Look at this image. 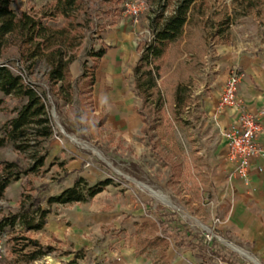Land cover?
<instances>
[{
  "label": "rangeland",
  "instance_id": "obj_1",
  "mask_svg": "<svg viewBox=\"0 0 264 264\" xmlns=\"http://www.w3.org/2000/svg\"><path fill=\"white\" fill-rule=\"evenodd\" d=\"M49 1L11 0L9 5L15 12L36 11L39 15L38 11ZM80 1V8L89 13V21L82 25L83 36L69 64L70 75L73 81L77 78L80 61L91 46H105L94 69L91 89L94 112L103 108V122L88 129L85 138L79 132H66L58 121L43 77L46 65L39 59L27 77L44 93L52 133L36 147L44 154L42 165L5 186L0 197V216L15 211L27 194L43 198L57 193L70 185L77 174L89 182L105 178L110 181L84 201L47 203L42 199L41 207L48 209L45 223L40 229L25 234L52 249L30 261L16 260L15 254L10 252V235L17 229L5 227L0 232V264L114 263L120 248L130 244L134 247L133 222L152 217L144 212L143 201L172 211L176 224L200 231L207 227L216 234L203 239L217 248L219 255L206 256L203 260L191 250L170 242L168 246L174 250V258L177 255L183 258L179 264H264L263 253L252 251L249 240L227 229L228 225L221 219L224 206L216 202L210 184L215 168L225 162L222 132L227 124L223 119L225 108L216 110L213 97L220 90L227 68L222 73L216 66V58L221 55L216 48L222 41L229 40L231 45L246 48L252 46V40L253 44L259 38L264 40V1L256 0L248 7L245 0H203L202 13L194 15L182 38L170 44L162 59L156 79L163 95L159 112L142 106L131 74V67L149 35L148 17L153 3L146 0ZM170 2L166 8H171L173 0ZM132 4L137 7L136 13L129 10ZM242 9L245 13H240ZM226 15L230 18L228 28L222 35L212 34L219 26V19ZM78 19L83 20L82 14ZM45 21L58 26L64 18L56 15ZM259 47L263 50L264 44ZM5 54L10 58L15 56V46L8 47ZM109 56L117 60L109 64ZM87 60L89 63L91 59ZM176 86L181 96L177 100L174 98ZM111 90L119 93L120 100L123 97L122 100L137 105L149 122L146 133L117 124V115L111 110L116 104L110 103L106 95ZM72 96V103L76 104V92ZM17 107L13 96L0 92V134L2 124L15 114ZM59 108L67 109V105ZM30 152L16 148L7 139L0 145V161L15 160L26 167L31 161ZM151 255L146 257L151 260Z\"/></svg>",
  "mask_w": 264,
  "mask_h": 264
},
{
  "label": "trees",
  "instance_id": "obj_2",
  "mask_svg": "<svg viewBox=\"0 0 264 264\" xmlns=\"http://www.w3.org/2000/svg\"><path fill=\"white\" fill-rule=\"evenodd\" d=\"M10 1L0 0V92L13 96L18 107L15 114L2 124L0 145L7 139L11 140L16 148L31 151V161L26 167L20 166L15 160L0 161V197L9 182L42 165L44 154L39 153L36 147L41 139L52 133V120L44 93L38 90L35 82L26 79L34 71L39 59L46 65L43 77L58 114V121L66 132H79L85 138L88 129L98 127L103 122L102 110L98 113L93 111L91 89L94 69L105 51V46H91L86 51L90 62L88 63L86 57L80 61V73L74 81L70 75L69 64L75 58L76 46L83 36L82 25L89 21L87 10L80 8L81 1L51 0L38 11L39 15L36 11L15 12L9 5ZM146 1L153 3L150 8L152 14L148 17L150 36L132 65L131 74L133 87L141 97L142 106L159 112L163 106V95L156 79L162 59L170 44L182 38L194 15L202 13L203 0H173L171 8H166L171 0ZM255 2L256 0H245L248 7ZM258 10L256 8V13L259 14ZM240 13L245 12L242 9ZM79 14L83 16L82 21L78 19ZM56 15L64 18L61 25L55 26L45 21L46 18ZM229 22L228 15L220 18L219 26L212 34L222 35ZM10 46H15L16 50L15 56L11 58L5 54ZM17 67L24 69V75ZM74 92L77 94L76 104L72 103ZM179 97L181 96L178 95L176 86L174 98L177 100ZM62 104H66L67 109L59 110ZM137 112L142 121L140 131L146 133L149 122L139 108ZM109 181V178H105L89 182L84 176L77 174L70 185L57 193L43 198L27 194L15 211L1 215L0 232L5 227L17 229L10 235V252L15 254V259L30 261L52 249L50 245L42 244L37 238L25 234L26 231L40 229L45 223L48 209L41 207L42 199L47 203L84 201L100 191ZM142 203L144 212L152 217L133 222V250L136 254L148 256L152 253V264H170L165 250L172 242L178 247L191 250L194 256H199L202 260L206 256L219 255L218 249L212 248L203 239L200 230H193L182 223L176 224L172 211L162 209L160 204L151 206L149 201Z\"/></svg>",
  "mask_w": 264,
  "mask_h": 264
},
{
  "label": "crops",
  "instance_id": "obj_3",
  "mask_svg": "<svg viewBox=\"0 0 264 264\" xmlns=\"http://www.w3.org/2000/svg\"><path fill=\"white\" fill-rule=\"evenodd\" d=\"M255 41V40H254ZM252 46L231 45L230 41H222L219 44L218 53L221 55L216 58V66L224 73L226 66L235 64L241 71V77L237 83L236 95L241 104L248 110L257 111L264 107V49L259 45L264 44L263 39H258ZM249 45V44H248ZM258 49V50H257ZM109 64L117 58L109 56ZM227 69V68H226ZM110 98V103L115 102V108H110L116 113L117 124L125 128H136L140 131L142 121L137 112V105H133L130 100L119 99V93L109 91L106 93ZM218 91L215 93V101ZM119 99V100H118ZM122 106H124L122 108ZM103 112V108H100ZM99 110V111H100ZM94 111V110H93ZM98 111V112H99ZM121 111V112H116ZM94 112V113H98ZM112 112V114H114ZM234 106L226 107L223 110V119L226 123L235 118ZM104 116V112H103ZM124 119L126 122H124ZM262 131L259 135L260 142L264 145V113L260 117ZM225 152V146H224ZM225 158V156H224ZM258 165L262 166L257 170ZM251 172L246 180L237 177L232 171V165L225 159L224 164L218 166L210 177V184L216 202L224 206V213L221 217L227 229H233L237 237L249 240L252 251H258L264 255V155L253 159L250 163ZM38 230V229H37ZM252 242V243H251ZM166 255L170 264H179L181 256L174 258V250L171 245L167 247ZM175 248V247H173ZM182 250H184L182 248ZM116 260L111 264H152L151 260L144 255L136 254L133 245L120 248L115 256ZM172 258V260H171ZM174 258V259H173Z\"/></svg>",
  "mask_w": 264,
  "mask_h": 264
},
{
  "label": "built area",
  "instance_id": "obj_4",
  "mask_svg": "<svg viewBox=\"0 0 264 264\" xmlns=\"http://www.w3.org/2000/svg\"><path fill=\"white\" fill-rule=\"evenodd\" d=\"M129 10L136 13L137 7L132 4L129 6ZM19 71L24 75L25 72L22 67ZM240 75L241 73L235 65L227 67L215 101V108L216 110H223L230 106L235 108V118L224 126L222 132L225 138L224 156L232 165L231 171L237 177L246 180L251 172V161L264 155V145L259 140L262 131L260 117L264 113V107L259 108L257 111H251L241 104L236 96V86ZM26 79L29 80L28 77ZM256 169L261 170L262 166L258 165ZM201 233L207 239L216 236L207 227L203 228Z\"/></svg>",
  "mask_w": 264,
  "mask_h": 264
},
{
  "label": "bare ground",
  "instance_id": "obj_5",
  "mask_svg": "<svg viewBox=\"0 0 264 264\" xmlns=\"http://www.w3.org/2000/svg\"><path fill=\"white\" fill-rule=\"evenodd\" d=\"M153 192H154V191H153ZM156 193H157V192H156ZM156 193H155V194H156ZM157 196H158V195H157ZM165 198H166V197H165Z\"/></svg>",
  "mask_w": 264,
  "mask_h": 264
},
{
  "label": "water",
  "instance_id": "obj_6",
  "mask_svg": "<svg viewBox=\"0 0 264 264\" xmlns=\"http://www.w3.org/2000/svg\"><path fill=\"white\" fill-rule=\"evenodd\" d=\"M162 198V197H161ZM163 199V198H162Z\"/></svg>",
  "mask_w": 264,
  "mask_h": 264
}]
</instances>
